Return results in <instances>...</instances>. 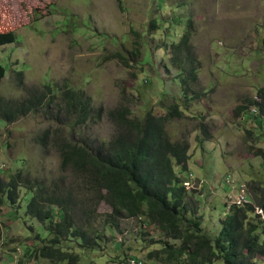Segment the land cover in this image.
I'll return each mask as SVG.
<instances>
[{
    "label": "rangeland",
    "instance_id": "rangeland-1",
    "mask_svg": "<svg viewBox=\"0 0 264 264\" xmlns=\"http://www.w3.org/2000/svg\"><path fill=\"white\" fill-rule=\"evenodd\" d=\"M10 33L18 42L0 47L6 70L0 82V185L20 176L21 187L15 205L0 192V264H71L72 258L77 264H126L132 256L167 264L161 260L167 259L165 245L181 244L146 219L110 230L112 210L104 203L95 204L98 212L89 220L83 217L96 199L90 179L63 169L56 149V140L67 139L97 153L120 135L114 115L122 110L145 122L150 112L161 119L179 108L183 117H172L165 131L172 143L191 148L187 169L177 172L194 220L213 239L238 188H245L250 205L254 197L264 199V115L255 107L264 102V0H0V34ZM188 35V47L176 58L175 46ZM49 86L56 91L54 105L9 122L27 100L49 94ZM69 90L91 102L93 117L82 126L74 125L76 116L55 119ZM41 188L75 190L77 205L86 203L83 210L73 207L75 223L92 222L98 251L73 242L65 245L66 262L38 255L53 237L27 216L28 189L35 194ZM54 211L60 223L59 209ZM262 221L250 222L260 225V235ZM155 253L159 258H150ZM249 264H264V256Z\"/></svg>",
    "mask_w": 264,
    "mask_h": 264
},
{
    "label": "trees",
    "instance_id": "trees-1",
    "mask_svg": "<svg viewBox=\"0 0 264 264\" xmlns=\"http://www.w3.org/2000/svg\"><path fill=\"white\" fill-rule=\"evenodd\" d=\"M17 42L18 37L13 33L0 34V47L15 45ZM189 43L188 35L181 44L175 46L176 58ZM178 67L181 70L182 66ZM183 69L184 66L181 71ZM191 75L196 80L195 70ZM5 76L6 70L0 66V82ZM46 90L49 94H43L42 98L33 97L16 108L12 116H7L9 122L38 113L47 103L48 106L54 105L56 101L50 102V99L52 95L55 97L56 91L50 86ZM260 108L264 115V105ZM245 110L241 108L240 114ZM63 114L67 120L76 116L74 125L82 126L93 117L91 102L75 92L65 91L61 110L55 119L60 120ZM131 117L132 112L128 110L114 115L121 129L120 135L110 144L103 145L97 153H91L86 147L67 139L56 140L62 168L86 175L96 199L91 210H83L86 203L77 205L75 190L63 192L60 188H41L34 194L33 190L28 189L32 198L27 207V216L37 223H43L48 234L53 236L48 244L38 248V255L40 253V257L58 263L66 262L70 255L64 251L65 245L73 242L98 251L101 247L100 239H94L95 229L92 230V222L88 220L93 211L95 215L98 206L104 203L112 210L106 221L110 230L120 228L119 223L122 221L146 219L157 226L165 237L180 242L179 247L165 245L167 259L161 260L167 264H215L218 261L223 264H249L250 260L264 256V231L258 234L260 225L250 223L252 217L254 220L262 219L256 214L255 205L264 212V199L260 202L254 197L257 203L253 205L230 208L215 239L202 228L201 220H194L196 212L189 210L188 194L177 172V169H187L191 148L189 145L172 143L164 127L172 117H183L179 108L173 109V113L161 119L156 118L152 112L145 122L131 120ZM19 178H14L5 188L0 185V192L6 194L7 200L13 205L18 200L17 191L21 187ZM96 203L98 206H95ZM74 206L82 208L83 217L88 219L85 224L75 223ZM55 208L59 209L60 223H55ZM185 212L192 217L184 216ZM260 224L264 226L263 221ZM1 232L0 225V238ZM159 256L160 253H155L150 258ZM77 263L78 259L72 258L71 264Z\"/></svg>",
    "mask_w": 264,
    "mask_h": 264
},
{
    "label": "built area",
    "instance_id": "built-area-1",
    "mask_svg": "<svg viewBox=\"0 0 264 264\" xmlns=\"http://www.w3.org/2000/svg\"><path fill=\"white\" fill-rule=\"evenodd\" d=\"M240 189H241L240 196H239L237 202L235 204H233V206L241 207V206H245L246 204H249L248 195L244 191H242V189H245V188L241 187ZM256 214L264 219V212L262 210L256 209ZM126 264H147V263L138 257L132 256V257L127 259Z\"/></svg>",
    "mask_w": 264,
    "mask_h": 264
},
{
    "label": "clouds",
    "instance_id": "clouds-1",
    "mask_svg": "<svg viewBox=\"0 0 264 264\" xmlns=\"http://www.w3.org/2000/svg\"><path fill=\"white\" fill-rule=\"evenodd\" d=\"M262 105H264V102H263V104H260V105H259V104H256L255 107L257 108V110H259V109L261 110L260 107H261ZM260 113H262V111H261ZM262 115H263V114H262ZM191 176H193V174H192ZM228 184H229V183H228ZM237 188H238V187H237ZM240 188H241V187H240ZM240 188H238V189H240ZM247 195H248V194H247ZM248 197H249V195H248ZM247 205H248V204H247ZM249 205H250V197H249Z\"/></svg>",
    "mask_w": 264,
    "mask_h": 264
}]
</instances>
